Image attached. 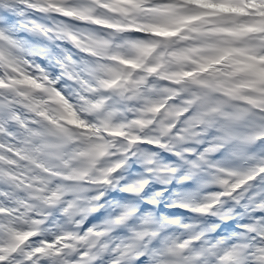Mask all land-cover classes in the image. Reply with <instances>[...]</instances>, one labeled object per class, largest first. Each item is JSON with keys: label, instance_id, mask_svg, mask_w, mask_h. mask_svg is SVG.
Segmentation results:
<instances>
[{"label": "clouds", "instance_id": "1", "mask_svg": "<svg viewBox=\"0 0 264 264\" xmlns=\"http://www.w3.org/2000/svg\"><path fill=\"white\" fill-rule=\"evenodd\" d=\"M0 264H264V0H0Z\"/></svg>", "mask_w": 264, "mask_h": 264}]
</instances>
